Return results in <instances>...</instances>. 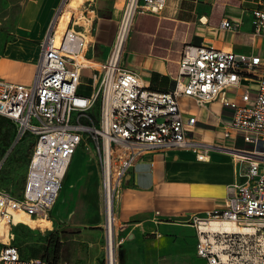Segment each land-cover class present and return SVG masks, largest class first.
<instances>
[{
    "label": "built area",
    "instance_id": "1",
    "mask_svg": "<svg viewBox=\"0 0 264 264\" xmlns=\"http://www.w3.org/2000/svg\"><path fill=\"white\" fill-rule=\"evenodd\" d=\"M99 0H82V10L69 11L71 0H63L45 38L40 42L36 74L30 86L0 79V115L14 122L15 144L30 137L32 150L26 181L19 197L0 185V264H67L54 258H25L14 238L15 213L48 218L69 165L80 145L93 148L100 177L102 200L101 264H119V250L125 228L116 216V204L124 179L146 154L189 149L198 161L224 147L190 136L186 124L196 125L197 117L186 120L179 101L193 99L199 107L220 101L233 110L223 123L224 137L239 135L248 149H230L235 181L227 188L223 207L184 218V224L199 229L197 256L206 264H264V57H247L214 47L186 44L179 60L173 88L158 91L146 88L139 76L124 65L129 35L138 13L161 14L166 0H125L116 33L107 57L100 63L90 60L94 23ZM80 21H84L81 23ZM225 30L238 24L221 23ZM253 34L264 37V11H253ZM84 70H90L92 93H78ZM243 76L256 80L254 91L246 89L243 104L228 97ZM92 111H95L93 114ZM225 149V148H224ZM9 151L0 154V174ZM211 220H225L251 232L210 233L200 226ZM228 255L224 260L220 253Z\"/></svg>",
    "mask_w": 264,
    "mask_h": 264
},
{
    "label": "crops",
    "instance_id": "2",
    "mask_svg": "<svg viewBox=\"0 0 264 264\" xmlns=\"http://www.w3.org/2000/svg\"><path fill=\"white\" fill-rule=\"evenodd\" d=\"M62 1L26 0L23 3L15 18L13 39L0 46V79L25 86L33 83L40 42L47 35ZM124 4L125 0L98 1L92 32L94 41L87 51L90 60L100 63L107 57ZM255 10L264 11V0H166L161 14L141 12L136 15L124 65L139 76L146 88L169 91L175 84L181 52L186 44L214 47L250 58L263 57L264 37L253 34ZM224 20L238 24V28L222 29ZM88 71L90 79L91 72ZM255 88L256 80L243 76L238 87L228 90V97L243 104L241 96L245 90L254 91ZM179 104L186 120L198 118L196 125L186 124L190 136L225 149L212 150L206 161H198L189 149L152 152L138 160L128 171L116 204L117 219L126 230L148 226L155 232V238H160L162 230L178 233L179 228L165 225L169 222L222 208L227 188L235 181L228 150L250 148L239 135L224 137L222 124L231 121L233 110L220 101L204 108L191 98H183ZM0 120V128L13 127L15 136L14 122L1 115ZM30 141L32 143L31 138ZM16 144L15 140L11 145L9 142L0 154L9 151L10 155ZM1 178L2 173L0 185ZM53 217L64 226L97 225L102 244L100 177L92 147L82 144L75 153L54 205ZM18 248L25 258L56 259L52 251L24 256ZM195 258H199L197 253ZM144 261L154 262L153 259H131L130 263Z\"/></svg>",
    "mask_w": 264,
    "mask_h": 264
},
{
    "label": "rangeland",
    "instance_id": "3",
    "mask_svg": "<svg viewBox=\"0 0 264 264\" xmlns=\"http://www.w3.org/2000/svg\"><path fill=\"white\" fill-rule=\"evenodd\" d=\"M25 1L0 0V46L13 39L15 18ZM80 2L81 0H71L66 12L68 16L64 17V24L70 16L71 8L77 11ZM80 22L84 23V21ZM78 93L83 96H89L92 93L88 70L82 72ZM92 113L94 114L95 111ZM5 134H10V145L15 140L13 127L0 128V149L3 151L8 147L3 143ZM30 142V138H27L16 144L1 172V187L16 197L21 195L26 181L32 149ZM46 219L48 221L43 223L23 212L15 213L14 221L19 224L13 228L12 243L21 248L24 256H39L49 251L54 252L56 256L55 249L58 248L59 254L56 259L67 264H101V232L97 225L64 226L54 219L53 209ZM183 223L184 221L180 220L165 224L179 228V231L172 234L162 230L160 238H155V232L148 226L125 230L127 235L119 250V264L122 263V259H124V264H206L204 260L195 258L197 240L202 236L199 234V229L191 223H188L191 226H184ZM154 225L157 226V224ZM7 232V227L0 226V236L4 239L7 237ZM213 250L219 249L213 245ZM131 259H153L154 262L130 263Z\"/></svg>",
    "mask_w": 264,
    "mask_h": 264
},
{
    "label": "bare ground",
    "instance_id": "4",
    "mask_svg": "<svg viewBox=\"0 0 264 264\" xmlns=\"http://www.w3.org/2000/svg\"><path fill=\"white\" fill-rule=\"evenodd\" d=\"M79 5L80 6L78 7V10L76 11L78 14L81 12V10L83 8L81 5V2ZM68 7H70V3H69ZM63 18L61 20V25L63 24ZM68 19H69V17H68ZM68 19H67V21H68ZM34 219L38 222H43V223L48 221V219H46V218H34ZM200 230H201V232L211 233L210 234V240L212 241V243H214V247L216 249H219V248L223 249V248L220 247V245L216 244V241L214 239L215 235L213 233H226V232L232 233V232H251L252 231V229L249 227H243V226H240L234 222L225 221V220H211L205 224H202L200 226ZM220 255L224 260L228 259V255L226 253L221 252Z\"/></svg>",
    "mask_w": 264,
    "mask_h": 264
},
{
    "label": "trees",
    "instance_id": "5",
    "mask_svg": "<svg viewBox=\"0 0 264 264\" xmlns=\"http://www.w3.org/2000/svg\"><path fill=\"white\" fill-rule=\"evenodd\" d=\"M1 123H2V121L0 120V127L2 126ZM9 142H10V134H5V135H4V139H3V143H4L5 145H8ZM0 151L3 152V150H1V149H0ZM55 253H56V258H58V254H59V249H58V248L55 249Z\"/></svg>",
    "mask_w": 264,
    "mask_h": 264
}]
</instances>
